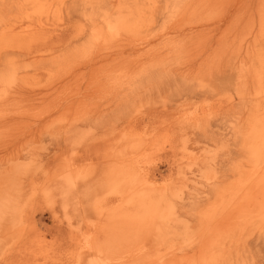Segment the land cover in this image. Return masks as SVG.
Returning a JSON list of instances; mask_svg holds the SVG:
<instances>
[{
    "label": "rangeland",
    "instance_id": "rangeland-1",
    "mask_svg": "<svg viewBox=\"0 0 264 264\" xmlns=\"http://www.w3.org/2000/svg\"><path fill=\"white\" fill-rule=\"evenodd\" d=\"M0 264H264V0H0Z\"/></svg>",
    "mask_w": 264,
    "mask_h": 264
},
{
    "label": "bare ground",
    "instance_id": "bare-ground-1",
    "mask_svg": "<svg viewBox=\"0 0 264 264\" xmlns=\"http://www.w3.org/2000/svg\"><path fill=\"white\" fill-rule=\"evenodd\" d=\"M124 222H125V224H124V223H122V224L129 226L130 221L125 220ZM116 240H117V239H116ZM116 246H117V244H116ZM116 246H115V247H116ZM119 246H122V245L119 244ZM122 247H124V246H122ZM117 248H119V247L117 246ZM115 249H116V248H115ZM115 249H114V250H115ZM121 249H122V248H121ZM121 249H120V250H121ZM116 251H117V249H116ZM113 254H114V253H113ZM114 255H115V254H114ZM109 256H110V255H109Z\"/></svg>",
    "mask_w": 264,
    "mask_h": 264
}]
</instances>
